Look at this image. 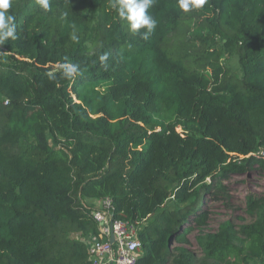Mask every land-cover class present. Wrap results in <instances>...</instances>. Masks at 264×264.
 Masks as SVG:
<instances>
[{
    "label": "trees",
    "instance_id": "16d2710c",
    "mask_svg": "<svg viewBox=\"0 0 264 264\" xmlns=\"http://www.w3.org/2000/svg\"><path fill=\"white\" fill-rule=\"evenodd\" d=\"M9 12L0 264H92L105 198L136 229V264H264V197L246 195L248 222L210 220L208 206L227 204L231 176H264V0L187 12L156 0L148 39L109 0H12ZM65 63L79 65L73 79Z\"/></svg>",
    "mask_w": 264,
    "mask_h": 264
},
{
    "label": "clouds",
    "instance_id": "9594fccd",
    "mask_svg": "<svg viewBox=\"0 0 264 264\" xmlns=\"http://www.w3.org/2000/svg\"><path fill=\"white\" fill-rule=\"evenodd\" d=\"M156 0H109L110 7L115 10L119 19L125 22L129 30L133 33L145 29L140 35L143 39H148L157 26V21L150 14L149 9ZM40 6L48 10L50 0H38ZM207 3V0H177V6L184 12L193 7L201 8ZM12 0H0V45L5 41L16 40V17L9 12ZM101 61L106 60L107 56L102 55ZM79 74V65L65 63L61 66V76L65 79H73ZM50 80H55V71H49L45 74Z\"/></svg>",
    "mask_w": 264,
    "mask_h": 264
},
{
    "label": "built area",
    "instance_id": "2783aa9c",
    "mask_svg": "<svg viewBox=\"0 0 264 264\" xmlns=\"http://www.w3.org/2000/svg\"><path fill=\"white\" fill-rule=\"evenodd\" d=\"M111 201L101 200V206L91 214L98 223L104 239L93 237L88 244L92 264H136L141 250L135 227L128 221L114 219L110 214ZM113 234V242L109 241Z\"/></svg>",
    "mask_w": 264,
    "mask_h": 264
},
{
    "label": "rangeland",
    "instance_id": "374dc122",
    "mask_svg": "<svg viewBox=\"0 0 264 264\" xmlns=\"http://www.w3.org/2000/svg\"><path fill=\"white\" fill-rule=\"evenodd\" d=\"M229 61L228 59L225 60ZM231 64L236 65L232 60ZM238 72L237 68L235 69ZM227 187V204L225 201H211L208 203L210 207V220L221 221L223 219H232L234 223H240L239 216L244 217L246 222L250 221L245 213V198L247 194H254L258 197H264V176H258L253 173H246L244 175H233L225 181ZM208 196V195H207ZM209 197V196H208ZM207 198V197H206ZM195 234L192 233L191 236ZM177 245V244H175ZM194 249L193 247H191Z\"/></svg>",
    "mask_w": 264,
    "mask_h": 264
},
{
    "label": "crops",
    "instance_id": "0c3cea01",
    "mask_svg": "<svg viewBox=\"0 0 264 264\" xmlns=\"http://www.w3.org/2000/svg\"><path fill=\"white\" fill-rule=\"evenodd\" d=\"M95 204H96V208L95 209H98L101 206V200L97 201ZM86 241H88V239Z\"/></svg>",
    "mask_w": 264,
    "mask_h": 264
},
{
    "label": "water",
    "instance_id": "95a60500",
    "mask_svg": "<svg viewBox=\"0 0 264 264\" xmlns=\"http://www.w3.org/2000/svg\"><path fill=\"white\" fill-rule=\"evenodd\" d=\"M113 239H114V238H113V234L111 233L110 236H109V241H110V242H113Z\"/></svg>",
    "mask_w": 264,
    "mask_h": 264
}]
</instances>
